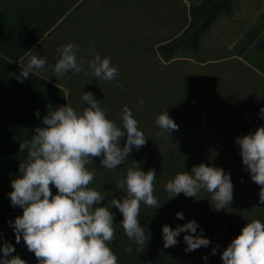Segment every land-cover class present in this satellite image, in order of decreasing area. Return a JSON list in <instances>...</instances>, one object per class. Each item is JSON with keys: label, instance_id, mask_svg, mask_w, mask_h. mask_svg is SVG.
Wrapping results in <instances>:
<instances>
[{"label": "rangeland", "instance_id": "rangeland-1", "mask_svg": "<svg viewBox=\"0 0 264 264\" xmlns=\"http://www.w3.org/2000/svg\"><path fill=\"white\" fill-rule=\"evenodd\" d=\"M259 1L210 0L203 9L188 15L174 0H88L32 54L46 58L44 70L38 71L60 83L67 93L68 105L82 112L87 104L81 97L92 92L107 118L121 128L122 110L127 106L148 138L145 146L134 148L117 167L118 172L98 169L102 157L93 158L90 164L95 174L114 180L126 177L127 170L133 167L145 173L150 169L156 172L154 196L161 207L154 209L141 203L140 208L141 227L148 237L147 244L154 250L151 256L140 257L135 246L131 258L122 264H223L222 252L241 234L242 228L253 220L264 223L259 190L246 191L242 187V173L246 170L240 147L235 143L237 137L254 134L257 128L264 127L260 115L264 108V80L232 58L227 47L254 15ZM69 43L78 46L77 59L86 61L94 58V45L102 59H111L119 76L112 82L83 73H68L71 79L56 76L53 68L60 58L57 49ZM161 46L169 55L168 61L161 58ZM145 49L148 53L137 58L135 51ZM84 70H88L87 63ZM250 99L258 105L256 114L250 115L252 109L244 106V101ZM165 110L179 126L178 131L162 133L156 125V119ZM180 133L194 141L200 159L185 154L190 150L177 148ZM197 137L203 142L195 141ZM125 142L126 137L121 139V147ZM5 161L4 207L12 211L9 193L13 191L14 159ZM200 164L230 173L233 202L225 209L215 210L211 194L205 191L195 198L181 193L169 199L166 183L177 174H191L193 167ZM178 212L183 213V220L176 218ZM9 220L0 223V236H5L0 237V247L8 242V235H13L12 227H3V223L12 224V218ZM192 220L199 226L195 235H200L202 229L203 238L211 242L209 246L185 252L183 237L189 233H181L176 246L164 248L162 226L175 229ZM214 248L216 254L211 255ZM205 256L207 261L202 259Z\"/></svg>", "mask_w": 264, "mask_h": 264}, {"label": "clouds", "instance_id": "clouds-1", "mask_svg": "<svg viewBox=\"0 0 264 264\" xmlns=\"http://www.w3.org/2000/svg\"><path fill=\"white\" fill-rule=\"evenodd\" d=\"M57 51L60 58L53 68L56 76L71 79L68 73H83L108 82L119 76V69L112 65L111 59H102L94 45L91 46L94 54L91 61L78 60L79 48L72 43ZM46 63L45 57L32 55L20 71L18 81L27 80L34 70H44ZM85 63L87 71L84 70ZM117 87L123 90L121 85L117 84ZM81 99L87 104L82 112L68 104L53 111L49 105V112L42 120L44 127H37L30 140L20 143V152L27 150V159L19 165L21 175L12 180L13 191L9 197L12 206L21 208L23 214L16 217L11 226L16 243L23 239L38 264H118V257L110 247L116 240L115 215L110 209L119 210L125 235L138 245V251H142L148 237L140 225L141 203L154 209L161 207L154 196L155 169L145 173L135 167L127 170L126 178L118 180L117 187L126 190L122 201L111 199L106 206H97L105 196L90 187L95 171H90L87 166L93 164V158L102 157L103 168L115 170L134 148L139 150L145 146L148 138L127 106L122 110L121 128L107 118L101 102L92 92L84 93ZM260 115L264 118V108L260 109ZM36 116L39 117V111ZM155 123L162 133L179 130L166 110ZM125 137L126 142L121 147V139ZM235 143L240 147L245 170L250 173L252 182L260 187L259 202L264 204V127L257 128L254 134L237 137ZM50 186L55 187L57 194H52ZM165 190L169 199L181 193L195 198L205 191L211 194L212 205L217 211L233 202L230 173L205 164L194 166L191 174H177L166 183ZM176 218L183 220V213H176ZM198 227L195 220L175 229L162 226L164 248L176 246L181 233H189L183 237L187 245L185 252L208 247L211 242L203 238L202 229L200 235H195ZM126 251L131 252V246ZM0 252L3 253L0 264H26L19 256H11L15 252L11 244H4ZM215 254L214 248L211 255ZM202 259L207 261L208 257ZM221 259L223 264H264V223L259 220L247 223L222 252Z\"/></svg>", "mask_w": 264, "mask_h": 264}, {"label": "crops", "instance_id": "crops-1", "mask_svg": "<svg viewBox=\"0 0 264 264\" xmlns=\"http://www.w3.org/2000/svg\"><path fill=\"white\" fill-rule=\"evenodd\" d=\"M83 1L0 0V223L12 218L13 224L15 218L23 214L19 207L12 206V211L4 207L7 193L5 159H14L12 179L19 178V159H27V150L20 152V143L30 140L37 127H44L42 120L49 112V105L54 111L68 104L65 89L47 76L33 71L23 82L17 77L30 53ZM174 1L189 15V10L202 0ZM227 47L232 58L264 79V6ZM50 187L52 194H57L55 187ZM3 227L10 230L12 226L3 223ZM12 230V238L8 235L7 242L15 248L11 256H19L26 264H38L23 239L16 243L13 227ZM0 258H3L2 252Z\"/></svg>", "mask_w": 264, "mask_h": 264}, {"label": "trees", "instance_id": "trees-1", "mask_svg": "<svg viewBox=\"0 0 264 264\" xmlns=\"http://www.w3.org/2000/svg\"><path fill=\"white\" fill-rule=\"evenodd\" d=\"M88 0H85L83 1L80 5H78L70 14L67 18H65L51 33H49L47 35V37L42 40V42L39 43V45L30 53V55L27 57V59L24 60V64L27 65V63L29 62V59L30 57L32 56V54H34V52L36 50H38L39 48H41L42 45H44L46 42H48V40L50 39L51 35L56 32V30L62 26L70 17L73 16V14H75L77 11H79L84 5L85 3L87 2ZM210 0H202L199 4H197L196 6L192 7L190 10H189V13L190 14H194L196 11L198 10H201L203 9L206 4L209 2ZM264 6V0H260L259 3H258V7L256 9V11L254 12V15L251 17V19L255 16V14ZM250 19V20H251ZM249 20V21H250ZM247 25V24H246ZM245 25V26H246ZM162 48L163 46H161V58L164 59V61H168L169 60V55H167V53H164L162 51ZM157 49H159V47H157ZM135 55L137 56V58H141L143 56V53H148V50L145 49L144 51H135ZM169 54V53H168ZM140 65L142 64V61H140ZM34 71H37L39 73H41L40 71L38 70H34ZM43 74V73H41ZM45 75V74H43ZM257 75V74H256ZM46 76V75H45ZM261 80H264L263 78H261L259 75H257ZM49 78V77H48ZM51 79V78H50ZM52 81H54L53 79H51ZM55 82V81H54ZM58 83V82H56ZM60 84V83H59ZM64 86V85H63ZM70 99V97H69ZM244 106L247 108V109H252L250 110V115L258 109L257 108V104L254 103V99L251 100L250 99V102L248 101H244ZM179 137V136H178ZM180 143L177 144V148L179 150H182V149H187V150H190L188 152H186L185 154H187L188 156H190L192 159H200L199 157L201 156V154L198 152V151H195L196 150V147L195 145H193V142L194 141H191L190 139H188V136L186 133H180ZM201 141V143L203 142L202 138L201 137H197L195 139V141ZM191 148V149H190ZM195 149V150H194ZM185 150H183L184 152ZM88 169L90 171H92V167L91 165H88L87 166ZM98 169L102 170H108L106 168H103V166L101 165H98ZM117 172V168L115 169ZM246 173H249L248 171H244ZM246 173H242V175L245 177V180L242 184V187H245L244 190L246 191H251L253 189H257L260 191V187L255 185L252 180H251V176L250 174H246ZM126 177H118L117 179L114 180V178H109V177H106L105 175L101 174V175H97L95 174V179L94 181L90 184V187L94 188L95 190H98L100 191L104 196H105V199L104 201L101 202L100 205H97V206H100V207H104L106 206L109 201L111 199H118V200H121L125 197L126 195V190H122L120 188L117 187V184H118V180L119 179H124ZM248 188V189H247ZM110 211H112L115 215V219H114V224H115V229H116V240L110 245V247H112V251L114 252V254L118 257V264H122L124 260H129L134 252V247L136 246L137 249H138V245H136V243L134 241H131L129 240V238L125 235L124 231H123V228L121 226V221L123 220V216L122 214L119 212L118 209H116L115 207H112L110 209ZM139 219H140V225L142 223V220H143V215L142 213L140 212V216H139ZM131 246L132 248V251L131 252H128L126 251V249ZM152 250H154L153 248L150 247L149 243L147 244V239L145 241V244L143 246V250L142 251H138L137 252L139 253V256L140 257H149V255L151 256L152 254Z\"/></svg>", "mask_w": 264, "mask_h": 264}]
</instances>
